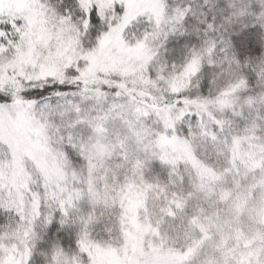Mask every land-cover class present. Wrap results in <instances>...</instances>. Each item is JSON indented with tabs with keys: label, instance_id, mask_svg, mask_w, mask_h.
Masks as SVG:
<instances>
[{
	"label": "snow or ice",
	"instance_id": "1",
	"mask_svg": "<svg viewBox=\"0 0 264 264\" xmlns=\"http://www.w3.org/2000/svg\"><path fill=\"white\" fill-rule=\"evenodd\" d=\"M0 264H264V0H0Z\"/></svg>",
	"mask_w": 264,
	"mask_h": 264
}]
</instances>
